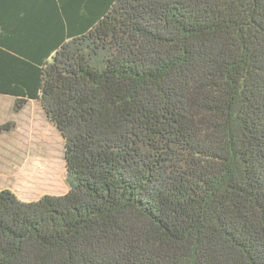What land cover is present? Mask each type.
<instances>
[{
	"label": "trees",
	"instance_id": "16d2710c",
	"mask_svg": "<svg viewBox=\"0 0 264 264\" xmlns=\"http://www.w3.org/2000/svg\"><path fill=\"white\" fill-rule=\"evenodd\" d=\"M0 94L70 185L0 189V264H264V0H0Z\"/></svg>",
	"mask_w": 264,
	"mask_h": 264
},
{
	"label": "rangeland",
	"instance_id": "374dc122",
	"mask_svg": "<svg viewBox=\"0 0 264 264\" xmlns=\"http://www.w3.org/2000/svg\"><path fill=\"white\" fill-rule=\"evenodd\" d=\"M14 99L0 95V124L14 121L10 132L0 136V187L10 186L25 201L46 193L70 190L65 161V140L49 120L41 104L29 102L22 111L14 110Z\"/></svg>",
	"mask_w": 264,
	"mask_h": 264
},
{
	"label": "crops",
	"instance_id": "0c3cea01",
	"mask_svg": "<svg viewBox=\"0 0 264 264\" xmlns=\"http://www.w3.org/2000/svg\"><path fill=\"white\" fill-rule=\"evenodd\" d=\"M0 95H2V94H0ZM2 96H10V95H2ZM10 97H12L13 99H14V101H15V98L13 97V96H10ZM32 101H35V100H31L30 102H32ZM27 107V106H26ZM8 132H10V131H8ZM7 133V132H6ZM3 134V133H2ZM1 136V135H0ZM5 167V163H4V160L3 159H1L0 158V171H2L3 173H4V171H3V168ZM5 169V168H4ZM3 188H10L11 190H12V188L10 187V186H3V187H0V189H3Z\"/></svg>",
	"mask_w": 264,
	"mask_h": 264
}]
</instances>
